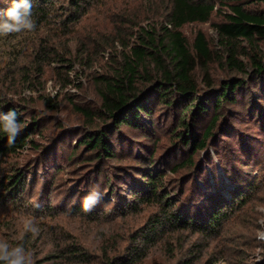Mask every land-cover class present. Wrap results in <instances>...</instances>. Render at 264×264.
Returning <instances> with one entry per match:
<instances>
[{"label":"rangeland","instance_id":"1","mask_svg":"<svg viewBox=\"0 0 264 264\" xmlns=\"http://www.w3.org/2000/svg\"><path fill=\"white\" fill-rule=\"evenodd\" d=\"M12 2L0 0V14ZM55 3L59 15L61 5L67 6L68 0H55ZM86 7L85 15L72 26L69 37L74 41L73 45L87 44L90 51H93V39L106 43V37L113 36L119 27L126 37L136 31L128 19L142 21L143 26L152 25L163 21L170 9L165 0H91ZM249 7L264 12V4ZM217 8L220 12L216 11L209 22L187 24L181 30L190 46L199 32L204 33L214 55L222 58L224 51L219 46L215 25L224 22V14H229L230 10L220 4ZM37 35L34 31L13 33L8 37L0 35V91L29 107L30 113L23 114L28 123L36 119L40 124L24 150L0 156V240L12 245L22 244L31 254L33 264H80L69 254L74 246L89 259L88 264H106L108 259L125 256L131 247L132 236L159 214L161 205L157 202L139 204L136 210L121 215L115 209L118 199L111 197L107 183L113 179L114 191L122 197V194L129 196L127 188L126 193L120 188V182L124 177L137 175L144 167L160 172L166 194L177 199V208L190 201L202 179H209L208 185H214V191L228 197L235 182L238 189L243 190L249 182L254 185L252 190H246L248 202L241 206L236 201L214 230L164 227L148 243L140 240L138 245L144 256L137 264H184L189 260L193 264H264V118H252L251 94L239 105L225 104L207 147L194 155V168L182 167L174 172L173 168L190 153L182 148L174 134L178 127L176 110L155 100L151 105L154 116L144 120L143 129L124 127L111 135L115 158H91L85 147L72 154L79 138L87 131L100 128V124L88 122L76 105L92 111L99 109L101 99L95 77L110 72L116 59L103 50L105 45L101 44L102 54L93 53L91 62L81 60L86 55L72 56L75 70L70 77L81 88L71 85L62 90L58 74L63 77L68 70L57 64L47 69L45 77L36 80L40 82L38 91L28 90L23 76L30 71L28 54L40 33ZM242 46L252 51L246 41H242ZM258 50L264 54V40L258 41ZM12 55H20L16 63H13ZM220 57L210 64L216 88L233 75L222 65ZM204 74L201 67L194 73L201 87ZM256 83L249 82V85L256 86ZM43 97L54 99L58 108H48ZM257 104L263 106L264 102ZM258 114H264V111ZM213 115L214 110L210 109L209 114L196 122L199 139ZM110 127L111 122L106 123V128ZM23 130L22 126L21 132ZM151 154L155 165L146 167L143 159H149ZM72 155H75L74 159H71ZM223 166L228 168L232 180ZM15 177L20 178L19 186L15 185ZM93 188L102 193L93 210L87 213L73 210L72 206L75 203L82 205L83 198ZM69 202L72 204L66 205ZM29 222L39 227L38 235L25 231Z\"/></svg>","mask_w":264,"mask_h":264},{"label":"trees","instance_id":"2","mask_svg":"<svg viewBox=\"0 0 264 264\" xmlns=\"http://www.w3.org/2000/svg\"><path fill=\"white\" fill-rule=\"evenodd\" d=\"M90 1L68 0L67 6L61 5L62 12L58 15L55 0H32V16L36 23L33 31L36 36L39 33L40 35L28 54L27 68L30 71L23 76L25 89L38 91L37 86L40 82L37 81L45 77L47 69L58 64L59 67L68 70L63 77L61 73L58 74L61 89L64 90L71 85L81 88L80 84L70 77V73L75 70L73 55H86V58L80 57L81 60L84 63L91 62L93 53L102 54L99 46L104 44L103 50L108 51L109 55L116 59V64L112 65L110 72L95 77L101 99L99 109L92 111L76 105L77 110L88 122L100 124V128L87 131L79 138L77 147L72 149V154L85 147L91 153V158L97 160L115 158L116 150L111 135L119 133L124 127L133 130L143 129L144 120L154 116L152 100L176 110L178 127L174 134L177 135L182 148L190 153L184 161L173 168L174 172L182 167L194 168V155L207 147L225 104L239 105L251 94L249 97L252 118H264V114H258L264 111V105L257 104L260 101L264 102V54L258 50V41L264 40V12L249 7L264 4V0H165L170 9L163 21L143 26L142 21L128 19L129 25H133L132 28H136V31L126 37L123 29L119 27L113 36L106 37V43L104 40L100 42L93 39V51L84 43L80 46L78 43L73 45L74 41L72 42L69 37L73 31L72 26L82 20ZM217 4L225 5L230 10L229 14H224L225 21L215 25L219 35V46L224 51L222 58L214 55L204 33L199 32L190 46L181 30L187 24L209 22L216 11L220 12ZM242 41H246L252 51L242 46ZM19 56L12 55L13 63H16L15 60ZM216 57H220L222 65L233 74L224 80L219 88L215 87L210 73V64ZM198 67L205 71L202 87L194 77ZM22 68L24 69V66ZM249 82L258 83L250 87ZM149 92H152V95H147ZM42 99L48 108H58L54 99L45 97ZM180 108L181 113L178 114ZM10 109L18 113L19 122L24 130L16 137L15 143L9 145L7 134L0 128V156L24 150L27 144L32 142L30 136L38 132L40 127L36 119L31 123L25 119L23 114L30 113L27 105L8 98L0 91V113H6ZM210 109L214 110V115L199 139L195 124L209 114ZM108 122H111L110 128H106ZM74 157L75 155H72L71 159ZM153 157L151 154L149 159H143L146 167H154ZM223 169L229 177L228 168L223 166ZM139 170L137 175L124 177L120 182V188L124 192L126 188L129 191V196L122 194L124 198L114 191L113 179L108 181L111 197L115 196L118 199L115 209H118L121 215H126L130 210H136L139 204L157 202L161 205V211L132 236L131 247L125 256L108 259L106 264H137L144 256L138 242L143 240L148 243L164 227L173 230L190 227L207 231L216 229L227 217L226 211L232 209L236 201L237 205L241 206L248 202L249 195L246 190H252L254 185L249 182L244 190L238 189L236 178L233 180L234 189L228 192V197L214 191V185H208L209 179H202L200 184H197L193 196L189 198L190 201L177 208V199L170 193L166 194L160 172L144 167ZM213 173L216 175L215 171ZM14 179L15 185L19 186L20 178ZM70 204L72 202L66 205ZM72 209L78 212L83 210L82 205L78 203H75ZM191 214L195 217H191ZM69 254L77 263H89V259L75 246L69 250ZM184 264L193 263L189 260Z\"/></svg>","mask_w":264,"mask_h":264},{"label":"clouds","instance_id":"3","mask_svg":"<svg viewBox=\"0 0 264 264\" xmlns=\"http://www.w3.org/2000/svg\"><path fill=\"white\" fill-rule=\"evenodd\" d=\"M32 9V0H13L10 7L0 14V35L35 30L36 23L32 16ZM0 128L7 134L8 144H14L16 137L22 130L18 113L11 109L6 113H0ZM101 198L102 193L98 188H93L83 198V211L86 213L91 212ZM25 231L38 235L40 229L34 222H29L26 225ZM0 264H33V261L31 254L26 251L22 244L17 243L12 245L0 240Z\"/></svg>","mask_w":264,"mask_h":264}]
</instances>
